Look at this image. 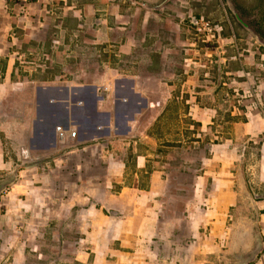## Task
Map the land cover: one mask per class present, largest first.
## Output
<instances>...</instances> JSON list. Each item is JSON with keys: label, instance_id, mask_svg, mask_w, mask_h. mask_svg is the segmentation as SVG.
Listing matches in <instances>:
<instances>
[{"label": "crops", "instance_id": "1", "mask_svg": "<svg viewBox=\"0 0 264 264\" xmlns=\"http://www.w3.org/2000/svg\"><path fill=\"white\" fill-rule=\"evenodd\" d=\"M117 1L103 0L97 9L85 7L87 12L72 0H53L59 15H47L50 3L30 5L25 15L0 8V75L6 82L14 75L27 80L40 75L28 66L17 69L16 62L23 58L22 64H34L28 61L34 53L28 43L45 48L49 33L53 49L62 43L54 39L57 31L73 40L64 55L71 61L78 62L77 52L85 44L96 56V49L106 58L115 50L117 66L111 74L122 77L116 97L130 95L135 107L146 101L141 123L147 118L152 134L143 138L142 129L135 126L124 139L111 137L93 148L54 157L53 173L49 163L22 172L31 178L0 198V264H32L31 259L45 264L49 257L54 264H222L223 257L227 264H237L261 250L254 264H264V44L257 48L254 36L243 39L234 33L221 35L219 44H196L193 19L190 24L188 19H174L180 13L173 7L175 0H133L139 6L128 13ZM63 9L74 15L64 18ZM100 9L102 21L93 26ZM64 56L60 53L62 61L67 60ZM146 65L159 68V73H144ZM76 71L71 74L85 72ZM94 88L84 89V94L92 99ZM49 89L54 95L66 94L69 103L61 109L69 113L76 91ZM37 90L40 106L43 90ZM172 99L185 111L180 118L191 119L198 128L186 151H197V158L181 161L176 168L170 153L183 152L186 138L173 141L167 133L157 135V129L165 127H159L161 119L177 109L170 106ZM222 105L230 106L232 113L226 133L227 128L220 133L215 127ZM112 106L103 109L99 126L106 124L107 114L117 115L119 109ZM82 109L92 108L86 104ZM38 111L40 115V107ZM86 116L90 120L81 141L93 136L98 126L94 116ZM49 124L35 121L32 149L35 141L43 140L55 149L61 124ZM176 144L181 147L174 148ZM15 156L7 162L0 143V172L14 173L19 154ZM254 158L256 167H244L242 160L254 164ZM183 193L189 196L179 206Z\"/></svg>", "mask_w": 264, "mask_h": 264}, {"label": "rangeland", "instance_id": "2", "mask_svg": "<svg viewBox=\"0 0 264 264\" xmlns=\"http://www.w3.org/2000/svg\"><path fill=\"white\" fill-rule=\"evenodd\" d=\"M52 1L53 0L49 1L50 4L48 6H51V8L48 9V12H46L47 15H51V12L55 11V8H53V5H51ZM72 1L74 4L81 6L82 10L89 12L84 8L92 6L97 9L96 5L100 4L99 2H102L103 0ZM144 1L148 2L149 0ZM219 1L221 2L219 3ZM117 3H119L118 5L121 6V9H125L127 13L132 11V8H136L139 6V3L133 2V0L125 2L118 0ZM173 7L175 10L180 11L179 16L178 14H174L175 20L181 21L183 19H188L190 24V19H194L195 16H202L204 20L209 21L213 25L217 26V33L219 35L225 34L228 37L234 33L235 35H238L239 38L243 39H245V37L250 38L251 36H254L255 40L257 41V48H259L260 44H264V0H175ZM125 10L120 11L122 12ZM87 12H85L86 15H88ZM55 13L56 15H59V12L57 13V11H55ZM66 13L69 12H65L64 9L60 11V14L64 18L66 17V15H74ZM102 13L103 12L100 9L99 12H97L93 16L91 25L96 26L95 21H97L98 24L100 21H102V17L100 16ZM85 14H82V18L84 21L86 20L84 17ZM124 16V18H126L128 17V14H125ZM84 21L83 25L85 26ZM222 27L224 29L223 32ZM230 27H232V30L230 29ZM95 29L97 30L96 27ZM57 32L58 33L56 35L54 34V39L60 40L62 42L61 45L56 46L58 47L57 49L52 48L54 44L51 43L50 39L53 38V34L49 33L48 39L45 42V48L42 47V45L40 46L39 44L28 43V46L32 48L31 51H34V53L32 52V54L30 53V55L27 56L28 61L34 64H22L21 62L25 60L23 58L17 60L16 62L17 69L28 66L32 69H38L40 75H32L34 78L31 80L20 79L18 78V76L20 75H14L12 79L8 80L7 82L4 80L3 75H0V143L2 144V148L4 149L5 160L7 162H10V159L14 158L17 153L19 154L18 161H16L17 163L14 164L12 171H16V169L21 167L19 175L15 177V181L14 176L10 171L8 173L0 172V188L2 189V196H5L9 192H11L12 188H14V190H17L18 188H20L19 186L23 183V181L25 182V180L31 178L30 175L24 174L25 170H30L32 168H35L36 166L42 168L45 164L49 163L47 167L48 169H50V173H53V168H55V166H53V160L55 159L54 157L58 155H64L65 152L80 149L84 146H86L85 148L90 149L94 146H98V144H100V142L102 141L113 140L111 139V137H115L117 139H120L121 137V139H124L127 136H130L132 128L135 126L139 127V129H142L143 138L145 136L152 137V134H150L146 128V126H148V119L146 118L147 123H144L143 125L141 123V114L144 113H142V108L146 107V101L137 102L135 107L134 100H131L130 95L129 97H123V99L122 96L116 97V95H118V80L122 79V77H113V75L111 74L113 68H116L117 66V53L115 52V50H110L108 52L109 56L106 58L104 57L100 49L95 50V52L98 53L97 56L95 55V53L90 54V52L86 50L85 47L88 46H86L85 44L83 45L84 48L79 49V51L77 52L78 56L76 57V59L78 60V62L71 61L70 58L68 59V57H65L64 55L69 54V52L71 51L69 43L73 40L68 41L66 39V36L64 37L61 33H59V31ZM82 32L85 33L86 30H82ZM84 40L87 39L84 38ZM84 40L79 39L81 43H84ZM13 50H15V52H18L15 48ZM5 51V53H7V48L5 49ZM60 53L63 54V56L67 60L62 61V59L60 58ZM224 54H226V49L224 51ZM12 56L14 59L16 57H19L17 54H13ZM144 56H146L145 59H147L146 53H144ZM175 58L176 60H178L177 57ZM132 59L134 58L132 57L131 60ZM145 67L146 69L144 73H157L159 70V68L157 67L155 70L154 67L148 65H146ZM1 69L2 65L0 64V73ZM74 69H78V71L76 72H85L81 74L78 73V75L71 74L75 73ZM105 72H108L109 75H107ZM61 73H63V75H60ZM261 83L262 80L258 81V85H260ZM50 87H60L62 89H59V91L65 92L66 90V93L68 92V90L71 91L72 89L76 91L73 94L76 95V98L70 103L71 105L67 107L69 113L64 114V110L61 109L65 103H69V100L66 99V94L60 93V95L57 93L54 95L51 93L49 89ZM93 87H95L96 89L94 88V97L91 99L88 98L86 94H84V89ZM38 88L43 90V93L39 100L40 106L37 104V96L39 94L37 93ZM67 88L69 89L67 90ZM101 94H108V96L103 97ZM173 99L177 100V95H175ZM173 99L170 100V106H175L177 107V109L173 111L169 110L165 117L161 119V124L159 125V127L164 125L165 127L162 129H157V131L159 132L157 133V135L167 133V136H170L169 139H172L173 141H176L181 136L186 138V140H184V143L182 144V146L185 147L183 149V152H179L178 149H174L175 151L170 153V156L174 157L173 160H171V164H173V168H176L177 166L181 165V161L189 162L190 160L197 158V151H195V153L193 152V154L190 152V154L186 153V151L187 148L191 146L190 142L193 141V135L197 134L196 130L198 128L195 127V125L194 127H192L193 122L191 121V119H185L184 117L180 118V116H185V111L180 110L182 108L180 102L177 103L176 101H173ZM221 102H217L215 103V105L220 107ZM86 104L87 106L92 108L89 112L82 109V107H86ZM106 105H113L115 106V109L118 108L119 110L117 111V115H114L113 118L111 113L107 114L108 119L106 121V124L104 126H99V123H101L100 116ZM39 107L41 116L37 114L39 112ZM229 108L230 106L227 107L226 105H222V108H220L221 111H218L219 116L217 117L215 127L218 128L217 130L220 133L222 132L223 128H227V130L223 132L226 133L227 131H229V122L230 119H232L230 118L232 113ZM93 112H95V115ZM87 113L91 115L92 119L94 116L95 122L98 123V126L94 128V131L92 133L93 136H90L86 140L81 141L80 135L82 131L84 133L85 130H87V121L90 120V117L86 116ZM123 114H129V117L122 119L121 116ZM122 120L126 122V125L124 122L122 126L118 127V125L121 124L120 121ZM35 121L37 123L41 121H47L52 125L58 124L57 126L61 124V126L59 127L72 125L71 129L67 127L63 128H65L66 130L75 131L78 135L75 140H71L72 142L66 146H63L64 148L62 149L59 147V145H57L56 141V143H54L55 145H57V149L52 150L51 143L50 145L49 142L48 144H45L46 141L44 142V140L42 142L35 141V149H32L33 145L31 144V142L34 138ZM50 124L48 126H52ZM157 131L155 129V132ZM152 133L154 134V131ZM84 134H82V136H85ZM49 138L50 137H48L47 141H49ZM93 138L94 140H92ZM160 145V147H165V145L163 144ZM47 146H50V148H47ZM176 146L181 147V145L176 144L174 145V148H178ZM141 150L144 151L145 148L142 147ZM105 153L107 154V152ZM110 153L112 154L111 151ZM255 160L256 158H254V164L250 163L251 161L249 162L248 160L242 161L245 163L244 167L249 169L250 166L256 167ZM248 169L246 170V172L247 174H250ZM34 178L37 179V176H34ZM249 178L250 181L254 179L251 174L249 175ZM7 183H9L10 185H8ZM251 184L253 185V181L251 182ZM173 194H176V192H174ZM179 195V198H181V200L177 203V205L183 206V204L187 201L189 195L187 193ZM51 246H53V244H51ZM49 258L50 259L48 263L45 264H54L53 257ZM247 260L248 259L245 257L244 259H241V262H238L237 264H243ZM31 261H33L32 264H42L41 261L39 262L33 259H31ZM226 262L227 259L223 257L222 264H227Z\"/></svg>", "mask_w": 264, "mask_h": 264}, {"label": "built area", "instance_id": "3", "mask_svg": "<svg viewBox=\"0 0 264 264\" xmlns=\"http://www.w3.org/2000/svg\"><path fill=\"white\" fill-rule=\"evenodd\" d=\"M50 0H0V8L11 7L12 9L21 10L22 15H25L28 11V7L31 5H35L37 3L47 4ZM4 5V6H3ZM192 28L194 30V43L196 44H206V45H214L219 44L221 42V35L217 33V26L213 25L211 22L204 20V18L193 19L191 21ZM77 132L72 130H66L63 127H57L56 136H57V145L62 149L63 146L71 143V140H75L77 137ZM56 145V146H57ZM55 146V149L57 147Z\"/></svg>", "mask_w": 264, "mask_h": 264}, {"label": "water", "instance_id": "4", "mask_svg": "<svg viewBox=\"0 0 264 264\" xmlns=\"http://www.w3.org/2000/svg\"><path fill=\"white\" fill-rule=\"evenodd\" d=\"M52 146V145H51ZM53 147V146H52ZM50 148V146H49ZM21 170V167H19L18 169H16V171H14L13 173V176H14V181H15V177H17L19 175V172ZM14 183V182H13ZM8 185H10L9 183H7ZM7 185V186H8ZM2 197V189L0 188V198ZM263 250L257 252L255 255H253L252 258H250L249 260L245 261V263L243 264H254L256 259L259 257L260 253L262 252Z\"/></svg>", "mask_w": 264, "mask_h": 264}, {"label": "trees", "instance_id": "5", "mask_svg": "<svg viewBox=\"0 0 264 264\" xmlns=\"http://www.w3.org/2000/svg\"><path fill=\"white\" fill-rule=\"evenodd\" d=\"M197 19H198V17H197ZM200 19V18H199ZM263 37V36H262ZM264 38V37H263Z\"/></svg>", "mask_w": 264, "mask_h": 264}]
</instances>
